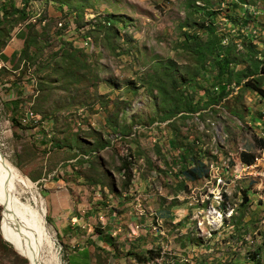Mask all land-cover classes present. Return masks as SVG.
<instances>
[{"label": "rangeland", "instance_id": "rangeland-1", "mask_svg": "<svg viewBox=\"0 0 264 264\" xmlns=\"http://www.w3.org/2000/svg\"><path fill=\"white\" fill-rule=\"evenodd\" d=\"M263 49L264 0H0V152L35 185L59 264L71 245L37 179L69 170L84 177L81 198L70 189L87 203L84 233L105 231L135 172L150 192L134 203L164 233L154 264H264V101L246 85L264 86L250 64ZM216 55L230 59L222 76ZM26 111L48 146L23 134ZM193 159L207 175L184 181ZM9 243L1 219L0 264H27Z\"/></svg>", "mask_w": 264, "mask_h": 264}, {"label": "crops", "instance_id": "crops-1", "mask_svg": "<svg viewBox=\"0 0 264 264\" xmlns=\"http://www.w3.org/2000/svg\"><path fill=\"white\" fill-rule=\"evenodd\" d=\"M47 131L49 132V129ZM40 135L42 144L48 146L50 141L45 137V133L40 131ZM66 173L62 178L56 176L57 178L48 177L45 179L42 176L37 180H44L47 217L52 227L59 232L63 242L66 241L71 245L70 253L67 254V264H139L135 261L133 254L143 256L147 250H152L159 241L156 232L151 228L152 222L146 218L140 221L144 223L142 229L134 232L133 236L129 235V229L138 222L133 215L135 197L141 199L143 204L146 196L143 193L146 188L149 189L148 184L136 179L138 176L133 172L134 180L130 181L127 188L121 190L119 186L117 187L121 196L117 197V206L116 202H113L115 212L101 227L105 231L91 235L89 232L81 231V229H86L84 223L86 218L83 217L86 212L83 208L87 207V203L78 199V195L70 194V189L78 194L81 192L80 189L85 190L86 186L84 188L81 183L84 177L77 176L73 170ZM67 177H72V179ZM79 196L81 198V194ZM151 199L152 197L149 196L147 202ZM151 208L149 206V209ZM116 229L119 232L111 236V233H115ZM151 262L145 264H152Z\"/></svg>", "mask_w": 264, "mask_h": 264}, {"label": "bare ground", "instance_id": "bare-ground-1", "mask_svg": "<svg viewBox=\"0 0 264 264\" xmlns=\"http://www.w3.org/2000/svg\"><path fill=\"white\" fill-rule=\"evenodd\" d=\"M38 198L35 185L0 157V207H5L2 225L7 240L28 264H59Z\"/></svg>", "mask_w": 264, "mask_h": 264}, {"label": "trees", "instance_id": "trees-1", "mask_svg": "<svg viewBox=\"0 0 264 264\" xmlns=\"http://www.w3.org/2000/svg\"><path fill=\"white\" fill-rule=\"evenodd\" d=\"M195 38L196 40L199 39L196 36ZM239 38L245 41L249 40L248 37L245 35H239ZM196 51H199V48H196ZM21 54L24 57L26 56L28 57V47H26V45L23 48ZM258 54L259 55L257 57L250 60L251 68L254 71H258V73L261 72L264 74V49L260 51ZM259 56L263 57V60H259L258 58ZM214 61H215V65H217L218 67L217 75H220V76L224 75L225 71L228 70V67L230 65V59L227 56L224 58H220V55H216V58L214 59ZM202 63H203L202 61L201 62L199 61V64H202ZM246 85L249 89L255 92L264 101V86H259L258 84L254 82H251V83L249 82ZM217 89H218V93L220 96L219 98L225 95L226 88L224 86L221 85ZM256 142L258 143L260 147L264 148V139H258L256 140ZM93 158H96V157L92 155L90 158H88L87 161H90ZM254 160H255V156L253 154L245 153V152L241 154V162L244 165H247V166L252 165L254 163ZM179 175L183 178L184 181L194 182V181H197L205 177L207 175V169L202 163L197 162L195 159H193V164L191 166L189 163L182 164L181 172L179 173ZM130 176H131L130 172L125 173V179H127V182L130 179ZM127 182H125V185H123L125 188L128 187L129 185V184L127 185ZM46 218H47V221L49 222V218L48 217ZM133 257L137 263L145 264V263H148L154 260L156 257H158V254H154L153 250H147L143 256L133 254Z\"/></svg>", "mask_w": 264, "mask_h": 264}, {"label": "built area", "instance_id": "built-area-1", "mask_svg": "<svg viewBox=\"0 0 264 264\" xmlns=\"http://www.w3.org/2000/svg\"><path fill=\"white\" fill-rule=\"evenodd\" d=\"M21 125L25 126L22 130H23V134L25 132V130H28L29 132L26 133L28 136L30 137H34L35 139H37L38 141L42 140V136L40 135V131H43L45 133V137L47 139L51 138V133L47 131V125L46 122H44L41 118H39L36 114L32 113L31 111H26L23 113V116L21 118ZM28 127V128H27ZM85 160H88L89 156H84L83 157ZM247 168H251L252 166L249 165H245ZM246 171L243 169V172ZM60 174L61 171L59 172ZM262 205H263V212H264V199L262 200ZM133 215L134 217L138 220V222H136V224H134L130 229H129V235L133 236L135 233L139 231L140 229H142L144 223L140 222L142 221V219L146 218V211L145 209L142 207V204L140 205L139 200H136V203H134L133 205ZM150 216H152L153 218H155V221L158 223L157 225L152 226L153 230L157 233L159 231V235H164V233L162 232V230H157L158 226L160 225L159 222L156 220V214H150ZM264 215V213H263ZM118 231V229H116L115 233L112 232L111 236H114ZM253 244L252 241L250 242V245ZM251 247V246H250ZM159 257V256H158ZM158 257L155 258L154 260H152V264L153 263H158ZM187 262V260L185 258L180 259V261L178 262V264H185Z\"/></svg>", "mask_w": 264, "mask_h": 264}, {"label": "water", "instance_id": "water-1", "mask_svg": "<svg viewBox=\"0 0 264 264\" xmlns=\"http://www.w3.org/2000/svg\"><path fill=\"white\" fill-rule=\"evenodd\" d=\"M0 157L2 158V159H4V157H3V155L1 154V152H0ZM5 208V207H4ZM4 208H2V210H1V213H0V221H1V219H2V215H3V213H4ZM10 244V243H9ZM15 251V250H14ZM16 252V251H15ZM17 253V252H16ZM18 254V253H17ZM19 255V254H18Z\"/></svg>", "mask_w": 264, "mask_h": 264}]
</instances>
